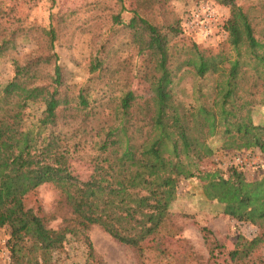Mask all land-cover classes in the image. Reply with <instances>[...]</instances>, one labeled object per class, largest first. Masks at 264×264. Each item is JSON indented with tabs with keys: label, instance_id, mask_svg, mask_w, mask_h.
Wrapping results in <instances>:
<instances>
[{
	"label": "trees",
	"instance_id": "1",
	"mask_svg": "<svg viewBox=\"0 0 264 264\" xmlns=\"http://www.w3.org/2000/svg\"><path fill=\"white\" fill-rule=\"evenodd\" d=\"M172 1L84 0L52 13L47 26L0 4V59L20 39L36 43L13 58V76L0 84V227L11 230L13 264H60L56 253L71 238L84 240L93 258L94 226L144 251L168 224L180 180L194 177L205 158L218 149L264 154V125L254 118L264 106V0H216L231 13L227 39L213 47L186 32ZM80 36L90 37L85 83L74 81L56 50L61 41L71 49ZM182 73L197 80L188 100L177 90ZM136 78L152 97L136 93ZM32 105L43 109L33 120ZM76 157L90 160L100 177L74 173ZM44 184L69 209L58 228L50 225L55 214L27 204ZM203 190L226 215L262 230L239 236L230 253L234 264H251L264 243V175L250 181L237 167L217 169Z\"/></svg>",
	"mask_w": 264,
	"mask_h": 264
},
{
	"label": "rangeland",
	"instance_id": "2",
	"mask_svg": "<svg viewBox=\"0 0 264 264\" xmlns=\"http://www.w3.org/2000/svg\"><path fill=\"white\" fill-rule=\"evenodd\" d=\"M203 1L215 4L223 18L228 20L230 9L218 4L216 0H173L172 7L176 14L183 17L186 11ZM256 1L258 0H240V3L249 5ZM126 2L130 6L133 0ZM83 3L84 0H0V4L8 6L7 8L13 6L15 12L25 15L28 18L27 23L42 26L49 24L52 13L79 9ZM125 16L128 18V15ZM194 36L204 47L216 46L227 39V33L222 32L211 41ZM80 37L75 39L71 49L66 42L61 41L57 43L56 50L60 54L61 62L74 71V81L85 83L89 77L87 64L90 37ZM35 47L36 43L32 38L20 39L18 49L0 59V84H5L12 78L13 58L20 57ZM137 61L135 59V64ZM184 73V77L177 83V90L181 95L185 94L188 100L197 80L193 75ZM210 84L208 80L207 85ZM133 85L136 93L146 99L154 95L149 85L140 78H136ZM42 110L41 106L32 105L28 116L33 120ZM254 118L256 123L264 125L263 105L255 108ZM212 144L219 148L221 142L219 138H214ZM185 151L187 148L184 143H179L178 152L183 154ZM89 153V148H86L83 154L89 156ZM230 167L242 170L250 181L258 180L264 175V154L260 149L246 152L218 149L212 157L205 158L194 177L180 180L178 197L171 205L168 224L146 241L147 248L144 251L120 243L101 227L94 226L88 232L95 251L94 257L90 256L89 245L84 240L71 238L64 249L56 253L60 264H234L230 253L235 249L239 236L253 239L262 230L250 222L226 215L222 204L205 196L203 186L212 173L217 169L227 172ZM71 169L83 179L100 177L95 165L87 158H73ZM60 199V192L53 184H44L40 186L37 194L28 198L27 204L30 207L42 204L48 214H55L57 218L50 225L58 228L64 217L69 215V209L61 207ZM10 236L11 230L8 227H0V264H13L9 247ZM261 261H264V243L255 251L251 264H259Z\"/></svg>",
	"mask_w": 264,
	"mask_h": 264
},
{
	"label": "built area",
	"instance_id": "3",
	"mask_svg": "<svg viewBox=\"0 0 264 264\" xmlns=\"http://www.w3.org/2000/svg\"><path fill=\"white\" fill-rule=\"evenodd\" d=\"M225 19L215 4L203 1L185 12L183 24L186 32L197 35L204 41L213 40L224 31Z\"/></svg>",
	"mask_w": 264,
	"mask_h": 264
}]
</instances>
